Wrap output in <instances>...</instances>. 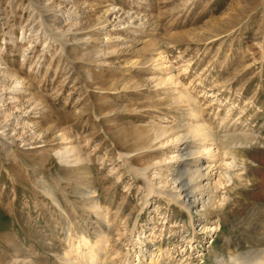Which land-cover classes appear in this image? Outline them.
I'll use <instances>...</instances> for the list:
<instances>
[{
    "label": "rangeland",
    "instance_id": "1",
    "mask_svg": "<svg viewBox=\"0 0 264 264\" xmlns=\"http://www.w3.org/2000/svg\"><path fill=\"white\" fill-rule=\"evenodd\" d=\"M195 110L213 125L227 114V127L245 124L259 141L240 148L247 173L219 187L226 200L206 217L191 211L187 244L189 215L155 195L144 204V179L127 166L156 180L153 165L174 149L154 144V131H187ZM68 144L82 161H60ZM86 180L119 257L129 250L136 262L137 240L152 233L172 264L264 254V0H0V264H54L66 217L91 235Z\"/></svg>",
    "mask_w": 264,
    "mask_h": 264
},
{
    "label": "bare ground",
    "instance_id": "2",
    "mask_svg": "<svg viewBox=\"0 0 264 264\" xmlns=\"http://www.w3.org/2000/svg\"><path fill=\"white\" fill-rule=\"evenodd\" d=\"M108 11L109 9H106L105 14H107ZM48 30L51 31L49 28ZM51 34L59 37L62 33ZM91 35L92 36L90 37L95 36L96 31L92 32ZM244 92L245 91H243V93ZM193 113V115L197 117V120L193 122L192 126L189 125L190 127L188 126V129L185 132L176 130L173 131L175 128L173 130H169L166 127H161L154 131L152 142L157 141L154 142V144H158L162 149H165L166 147L169 148L168 150L171 148L174 149L168 157L169 159L166 163V155H163L164 157L160 161L158 160V163L156 162V164L153 165L154 170H156V180L154 179L153 181L146 176L147 167L127 166L129 156L126 154H129L128 152L125 154L120 153L119 155L122 165L127 166L128 170L132 171L135 175L143 177L144 204L148 202L151 195H155L156 197L163 199L168 205L174 204L178 206L189 215V224L193 231H191L192 233L187 237L182 233L180 235L187 244L192 243V239L196 236L194 232L196 227L193 226L191 211H201V214L205 216L204 212L208 208L210 209V207L219 206V204H216L217 202L215 203L217 197L220 201V205L226 200V193L224 192L225 194L220 195L219 187L225 185V183L229 181L232 185H234L242 180L244 177L243 172L244 175L247 173L245 172L247 164L244 157L240 154V148L250 146L259 141V138L257 137V130L254 128H241L245 124L241 126L238 122L240 124V128H238L239 126L237 127L235 124H231L230 127H227V125H230L231 123H223V121L227 119V114L221 116V118L219 117L221 119L220 124L213 125L209 123L208 120L203 118V115V117L199 115V110H195ZM52 128L53 126L50 124L47 133H49ZM66 138V136H62V139ZM150 144L152 143L150 142ZM75 145L76 144H71L69 146L68 144L69 147L67 146L64 149L62 148L59 151H56V155H58L61 162L69 164V162L78 163L82 161L83 156L80 151H78L79 149L77 145ZM165 153L166 152H164V154ZM72 155H75L74 161L72 160L74 158ZM211 158H213L214 161H210ZM84 159H86V156ZM161 164H164V167H161ZM212 165L217 167L215 174L216 179H214V181H212L213 177L211 174ZM39 166L41 167V165ZM36 170H39V168L35 167V171ZM83 185L86 188V192L84 193L85 195L83 196L93 203L90 207V211L95 216L94 219L96 224L92 227V234L90 235L84 231L85 229L83 230L79 228L73 219H68L66 217L68 221L65 219L67 222H63L65 224L62 225V236L66 246H64L65 249L63 253L56 254L54 264H172L170 260L167 261L168 259L165 261L166 258L164 259L162 256L159 258L160 254H162L164 250L162 251L160 240H156L155 242L154 239H156V235L154 233H152L149 238L144 236L139 238L137 240V244H139L138 249L134 250L133 245L132 250L135 252L136 262H134L131 258L132 255L129 250H127L123 256L120 255L122 257H119L118 254L120 251L114 247L116 244L114 245L112 243L114 246L110 248L112 239L111 231L113 230L110 223L111 220L109 221L110 216L108 218L109 210L106 208L107 206L105 207L102 205L101 201H97L96 195L98 193V189L93 184V181L86 180ZM48 196L51 201L58 206V210H60V214L63 217L64 215H68L61 204H58V199L53 191L48 193ZM202 215L198 218L202 217ZM119 224L120 223H118V225ZM201 224L202 222L199 223V226ZM136 226L135 221L131 229H129L130 234H132L131 232ZM126 235H128V233ZM131 236L132 235L129 236L128 240H130V243L133 244ZM148 244L157 246L159 255L156 258L154 256L157 254H152L154 252L149 251L148 247L146 248ZM165 252L167 253V251ZM146 255L150 256H148L149 260L147 262L145 259ZM17 261L15 260L10 264H19ZM21 263L37 264L38 262L31 259L30 261ZM213 264H264V254L261 255L253 250H247L245 252L241 251L239 253H229L228 256H216Z\"/></svg>",
    "mask_w": 264,
    "mask_h": 264
}]
</instances>
